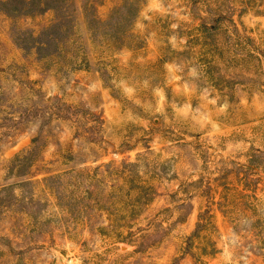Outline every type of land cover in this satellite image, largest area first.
I'll list each match as a JSON object with an SVG mask.
<instances>
[{
    "label": "rangeland",
    "instance_id": "374dc122",
    "mask_svg": "<svg viewBox=\"0 0 264 264\" xmlns=\"http://www.w3.org/2000/svg\"><path fill=\"white\" fill-rule=\"evenodd\" d=\"M264 264V0H0V264Z\"/></svg>",
    "mask_w": 264,
    "mask_h": 264
},
{
    "label": "water",
    "instance_id": "95a60500",
    "mask_svg": "<svg viewBox=\"0 0 264 264\" xmlns=\"http://www.w3.org/2000/svg\"><path fill=\"white\" fill-rule=\"evenodd\" d=\"M60 264H66V263H60Z\"/></svg>",
    "mask_w": 264,
    "mask_h": 264
}]
</instances>
